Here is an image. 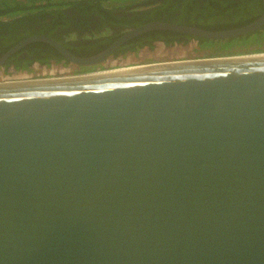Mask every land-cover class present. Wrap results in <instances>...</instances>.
<instances>
[{
    "label": "water",
    "instance_id": "obj_1",
    "mask_svg": "<svg viewBox=\"0 0 264 264\" xmlns=\"http://www.w3.org/2000/svg\"><path fill=\"white\" fill-rule=\"evenodd\" d=\"M156 20L80 56L102 65ZM0 264H264V52L0 81Z\"/></svg>",
    "mask_w": 264,
    "mask_h": 264
},
{
    "label": "trees",
    "instance_id": "obj_2",
    "mask_svg": "<svg viewBox=\"0 0 264 264\" xmlns=\"http://www.w3.org/2000/svg\"><path fill=\"white\" fill-rule=\"evenodd\" d=\"M104 1L106 0H0V56L19 41L34 34H44L56 39L71 52L80 56L96 54L116 40L118 35L113 33L111 24L121 27L136 24L134 19H139L138 17L128 20L122 16H114L112 13L127 9L128 6L138 7L143 9L139 11L146 13L142 16V20L145 21L139 24L159 19L172 23L195 25L209 30L228 29L247 24L264 11V0H111L116 4H123L122 6L114 4L111 7ZM128 1H131V4H125ZM105 32L108 34L105 35ZM190 37L192 36L172 30L147 31L127 41L107 58L105 63L95 67L94 70L142 64L144 61L134 60L126 64L118 61L139 50L152 51L171 45H182L186 48L191 41ZM253 38L261 43L254 45L257 46V50H247L245 53L264 52V28ZM245 40L241 42H246ZM223 47L227 48V46ZM208 51L207 49L206 52ZM232 53L242 54L243 52H229L228 54L234 55ZM220 55L202 52L185 55L184 58ZM68 65L71 70L67 72L80 73L92 70L89 67L77 66L69 62L51 44L36 41L15 52L1 67H4L7 73L12 74L24 70ZM33 75L29 74L26 77L8 75L7 79H0V81L43 77Z\"/></svg>",
    "mask_w": 264,
    "mask_h": 264
},
{
    "label": "rangeland",
    "instance_id": "obj_3",
    "mask_svg": "<svg viewBox=\"0 0 264 264\" xmlns=\"http://www.w3.org/2000/svg\"><path fill=\"white\" fill-rule=\"evenodd\" d=\"M104 3L108 4L109 7L116 4V2H113L111 0H106L104 1ZM125 4H131V1H128ZM116 5L122 6L123 4L117 3ZM257 32L250 34V35H244V36H240V37H236L232 39H220V40H210V39L190 37L191 41L189 42V45H187L186 48L182 47V45H175V46L171 45L168 47L163 46L160 49H155L152 51L139 50V51L133 52L132 54H129L128 57H123L118 62L126 64L127 62L129 61L132 62L134 60H136L137 62L144 61V63L155 62V61H168V60L184 58L185 55L198 54L202 52L205 54H208V52L217 53V54H221V56L231 55V54H228L229 52H243L242 54H244L247 50H257V46H254V45L256 44L258 45L261 43L257 41L255 38H253ZM244 39H246L245 40L246 42H241V40H244ZM223 46H227V48ZM207 49L209 50L208 52H206ZM194 50H197V51L195 52ZM218 50L220 52H218ZM148 52H151V53H148ZM34 70H31V71L24 70V71L13 72L12 74H9L7 73L4 67H0V79H7V77L9 76L10 77H26L29 74L30 76L35 74V75H42L43 77L56 76V74H63L67 70H71V67L68 65L66 67L57 66V67H52V68L49 67L48 69H34Z\"/></svg>",
    "mask_w": 264,
    "mask_h": 264
},
{
    "label": "flooded vegetation",
    "instance_id": "obj_4",
    "mask_svg": "<svg viewBox=\"0 0 264 264\" xmlns=\"http://www.w3.org/2000/svg\"><path fill=\"white\" fill-rule=\"evenodd\" d=\"M146 9V8H145ZM139 10H143V9H139L138 7H135V6H128V8L127 9H124V10H121V11H113L112 13L114 14V16H118V17H120V16H122V17H125L126 19H128V20H131V19H134V18H139V19H134L135 20V23L136 24H128L127 26H125V27H121V26H119V25H117V24H111V28L113 29V33L115 32L116 33V35H118L117 36V38H116V40L120 37V36H122V34H124L126 31H128V30H130V29H132V28H134V27H137V26H140V25H143V24H145V23H143V24H139V23H141V22H144L145 20H142V16H145L146 15V13L144 12V11H139ZM147 10H151V9H147ZM263 10H264V7H263ZM126 11V12H125ZM146 11V10H145ZM264 12V11H263ZM156 20H159V19H156ZM156 20H153V21H156ZM153 21H150V22H153ZM146 23H148V22H146ZM105 35L106 34H108V33H104ZM130 40V39H129ZM128 40V41H129ZM127 42V41H126ZM125 42V43H126ZM124 43V44H125ZM123 44V45H124ZM79 46V45H78ZM122 46V45H121ZM120 46V47H121ZM119 47V48H120ZM118 48V49H119ZM117 49V50H118ZM105 63V62H104ZM109 66V65H108ZM111 68V67H110ZM113 68V67H112ZM92 69V68H91ZM94 69H96L95 67H93V69L92 70H94ZM64 73H70V72H64Z\"/></svg>",
    "mask_w": 264,
    "mask_h": 264
}]
</instances>
